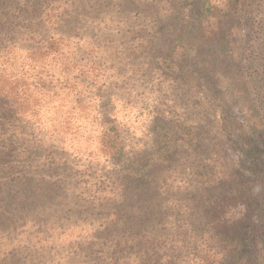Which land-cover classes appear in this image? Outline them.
<instances>
[{
    "label": "trees",
    "instance_id": "1",
    "mask_svg": "<svg viewBox=\"0 0 264 264\" xmlns=\"http://www.w3.org/2000/svg\"><path fill=\"white\" fill-rule=\"evenodd\" d=\"M67 7L68 0H0V73L8 75L7 89L17 90L0 93V229L5 213L50 196L62 201L57 210L103 212L94 231L78 217L58 225L72 236L71 255L85 253L80 264H264V196L253 188L264 189V162L252 129L225 102L211 125L240 169L216 170L199 151L208 125L203 111L141 109L133 138L127 106L116 117L114 107L97 106L102 97L71 87ZM241 18L251 24L245 74L264 112V0H205L192 38L231 44ZM174 73L178 83L197 85L188 73ZM24 92L31 101L23 106ZM13 260L4 255L0 264Z\"/></svg>",
    "mask_w": 264,
    "mask_h": 264
},
{
    "label": "rangeland",
    "instance_id": "2",
    "mask_svg": "<svg viewBox=\"0 0 264 264\" xmlns=\"http://www.w3.org/2000/svg\"><path fill=\"white\" fill-rule=\"evenodd\" d=\"M204 1L68 0L64 16L66 31L73 35L68 72L73 78L71 87L86 89L88 98L99 95L102 101L97 106L114 107L116 117L127 106L126 120L134 127L133 138L140 135L143 121L137 112L141 109L172 105L178 113L193 110L198 117L203 111L208 125L199 151L211 159L216 170L240 169L236 153L212 127L225 102L254 132L258 158L264 162V112L250 89L244 68V45L251 24L245 18L235 19L231 44L203 46L192 38V29L201 21ZM174 71L188 73L197 85L191 88L178 83ZM6 75L5 71L0 73V93L10 92L13 96L12 91L17 90L7 89ZM25 93H20L25 97L23 106L31 101L30 93ZM253 188L257 196H264L258 183ZM61 205L62 201H52L49 196L23 212L5 213L9 216L4 219L0 238L9 235L10 240H0V257L14 258L12 264H80L85 253L71 255L72 236L62 235L58 225L70 226L78 217L87 221L89 232L94 231L103 212L90 208L83 216L57 210ZM235 214L239 216L240 210ZM87 256L95 258L92 251Z\"/></svg>",
    "mask_w": 264,
    "mask_h": 264
}]
</instances>
